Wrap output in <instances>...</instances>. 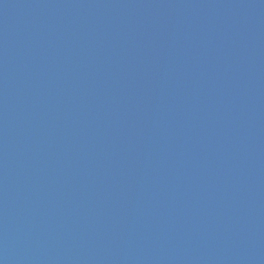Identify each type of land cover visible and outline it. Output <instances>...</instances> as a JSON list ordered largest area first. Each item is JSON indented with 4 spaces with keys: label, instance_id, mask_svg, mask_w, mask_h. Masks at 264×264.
Listing matches in <instances>:
<instances>
[{
    "label": "water",
    "instance_id": "1",
    "mask_svg": "<svg viewBox=\"0 0 264 264\" xmlns=\"http://www.w3.org/2000/svg\"><path fill=\"white\" fill-rule=\"evenodd\" d=\"M0 264H264V0H0Z\"/></svg>",
    "mask_w": 264,
    "mask_h": 264
}]
</instances>
